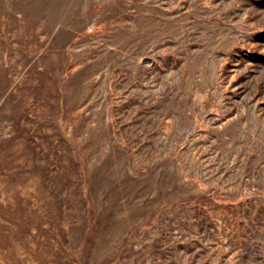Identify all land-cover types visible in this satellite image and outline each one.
Wrapping results in <instances>:
<instances>
[{
	"label": "rangeland",
	"instance_id": "rangeland-1",
	"mask_svg": "<svg viewBox=\"0 0 264 264\" xmlns=\"http://www.w3.org/2000/svg\"><path fill=\"white\" fill-rule=\"evenodd\" d=\"M0 264H264V0H0Z\"/></svg>",
	"mask_w": 264,
	"mask_h": 264
}]
</instances>
